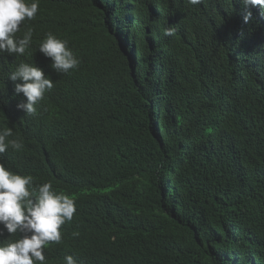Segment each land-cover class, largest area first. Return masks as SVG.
Here are the masks:
<instances>
[{
  "label": "trees",
  "instance_id": "obj_1",
  "mask_svg": "<svg viewBox=\"0 0 264 264\" xmlns=\"http://www.w3.org/2000/svg\"><path fill=\"white\" fill-rule=\"evenodd\" d=\"M219 11L186 16L169 50L186 69L177 81L156 70L163 49L139 22L132 53L146 51V69L102 29L88 50L87 103L33 127L57 151L46 171L60 186L68 171L108 190L110 220L124 233L111 253L120 264L121 247L146 264H264V96L236 75L264 33L240 32ZM85 16L83 27L98 21L96 11Z\"/></svg>",
  "mask_w": 264,
  "mask_h": 264
},
{
  "label": "clouds",
  "instance_id": "obj_2",
  "mask_svg": "<svg viewBox=\"0 0 264 264\" xmlns=\"http://www.w3.org/2000/svg\"><path fill=\"white\" fill-rule=\"evenodd\" d=\"M218 9L231 13L240 32L264 33V0H0V264H120L111 253L124 233L110 220L108 190L68 171V186H60L56 173L46 171L57 151L33 127L58 107L87 103L88 50L102 29L109 39L113 33L135 69H146V51L132 53L139 22L163 49L156 70L177 81L186 69L169 50L181 40L179 28L189 25L187 15ZM90 11L98 21L83 27ZM236 75L264 96V44L243 57ZM122 248L121 264L139 258L146 264L145 254Z\"/></svg>",
  "mask_w": 264,
  "mask_h": 264
},
{
  "label": "bare ground",
  "instance_id": "obj_3",
  "mask_svg": "<svg viewBox=\"0 0 264 264\" xmlns=\"http://www.w3.org/2000/svg\"><path fill=\"white\" fill-rule=\"evenodd\" d=\"M106 4H107V3H106ZM127 21H128V23H130V20L127 19ZM242 78H243V76H241V79H242Z\"/></svg>",
  "mask_w": 264,
  "mask_h": 264
}]
</instances>
